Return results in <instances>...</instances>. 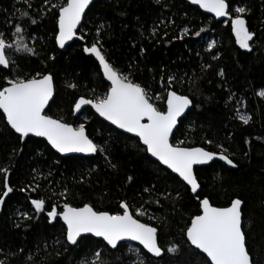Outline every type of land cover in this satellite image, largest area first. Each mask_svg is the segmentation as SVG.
I'll return each instance as SVG.
<instances>
[{"label":"trees","instance_id":"trees-1","mask_svg":"<svg viewBox=\"0 0 264 264\" xmlns=\"http://www.w3.org/2000/svg\"><path fill=\"white\" fill-rule=\"evenodd\" d=\"M62 2L0 0V33L11 43L17 39L14 25L22 23L26 28L23 41L36 53L16 54L17 67L11 73L0 67V85L13 73L26 77L51 73L55 93L47 114L74 125L85 124L94 142L104 145L107 141L106 154L117 167L109 165L105 154L62 156L42 138L30 136L20 141L0 113V166L11 169L9 181L15 189L0 207V259L6 264H80L85 257L91 261L99 249L104 264H133L139 249L145 264H209L207 257L186 241L191 218L201 213L200 202L190 188L151 158L138 138L115 129L91 107L75 115L74 98H91L93 90L95 95H103L110 86L97 60L83 51L85 45L99 39L110 62L131 72L134 82L148 89L161 110H166L167 78L175 76L171 90L188 95L193 104L180 120L172 143L183 141L182 146H201L214 152L221 151L217 145H222L233 159L235 168L215 160L195 169L201 185L199 195L219 207L236 198L243 201L247 246L253 263L264 264V97L258 95L264 90V0H227L233 9L245 6L251 10L243 14L255 33L249 42L253 46L250 52L236 43L230 20L218 21L186 0H96L78 32L85 39L78 38L61 50L54 39L52 15H58V9L52 5ZM23 12L29 16L23 18ZM33 19L36 23H30ZM102 23L103 34L98 37L96 28ZM184 27L188 34L182 33ZM212 41L215 45L210 50ZM52 56L55 59L49 58ZM221 69L223 76L219 75ZM71 83L77 87L70 88ZM156 94L162 99H155ZM238 112L251 117L248 124L238 118ZM208 140L213 143H206ZM128 176L133 181H128ZM37 184L36 192L20 191ZM2 185L0 174V190ZM65 188L66 197L56 195ZM36 198L47 201L45 212L39 215L31 205V199ZM121 201L129 204L134 216L158 228V242L165 249L161 257L128 242L112 249L92 236H86L74 250L65 241L66 226L61 219L49 223L46 215L51 204L62 211L65 202L75 207L90 203L97 210L122 213ZM137 208L145 215L138 216ZM25 212L31 220L23 218ZM16 223L21 227H15ZM174 244L180 251L168 253L166 248Z\"/></svg>","mask_w":264,"mask_h":264},{"label":"snow or ice","instance_id":"snow-or-ice-1","mask_svg":"<svg viewBox=\"0 0 264 264\" xmlns=\"http://www.w3.org/2000/svg\"><path fill=\"white\" fill-rule=\"evenodd\" d=\"M48 2L49 0H43L44 4H48ZM156 2L159 3L160 0H156ZM93 3L94 0H63L62 3L52 5L53 9H58V15L56 13H52V15L56 25L54 39L60 48H64L67 42L77 36L86 10L90 9ZM192 3L213 13L215 17L231 16V30L235 35L236 43L241 48L247 49L249 52L252 51L253 46L249 42L254 39L255 33L249 30L243 15L251 11L249 8L237 6L233 9L227 0H192ZM29 7H31L30 3ZM21 16L27 18L29 13L23 12ZM30 23H36V21L33 19L30 20ZM104 27L105 25L102 23L96 28L98 37L103 34ZM25 31L26 28L22 23H16L14 35L17 39L11 43L0 33V67L8 69L10 73L17 67L16 54H36L35 49L23 41L22 33ZM203 31L202 28L194 34L200 36ZM152 32L155 34L156 28H153ZM188 32L187 27L182 29L183 34H188ZM78 38L85 39L83 35ZM179 38H183V36ZM214 45L215 41L208 43V49L211 50ZM83 51L95 56L102 69V75L110 82V86L103 95H95L93 90L91 98H86L84 95L74 98V111L79 113L83 111L84 106L90 105L100 117L110 121L119 129L135 134L152 157L178 174L179 178L190 188L191 193L199 200L201 209V214L193 216L186 228V241L195 249L206 254L209 264H253L242 227L241 206L243 201L236 198L231 201L228 207H214L207 196L200 197L198 190L201 185L194 172L195 165H205L215 158H219L235 168L237 165L233 159L225 154L226 150L222 145H217L221 151L214 152L208 151L204 147L182 146L183 141H177L176 144L170 142V136L177 125L178 118L193 104L188 95L178 94L177 91L171 90L175 76L167 78L166 110H161L152 102L153 96L150 95L148 89L140 83L134 82L131 72H124L110 62L99 39H96L90 46L85 45ZM143 51L141 49V52ZM49 58L55 59L54 56ZM219 75H224L223 69L220 70ZM161 84L164 86L163 78H161ZM68 86L73 89L77 87L74 83ZM258 95L264 97V90H261ZM155 99L159 100L162 97L156 94ZM50 102H54V77L51 73L37 72L31 77L13 73L11 78L5 76L4 83L0 85V113L3 114L10 129L18 134L20 141H25V138L30 136L44 137L59 153H101L105 154V159L112 168L117 167L111 163L106 154L108 151L105 147L107 141L104 145L94 142L87 134L83 123L74 126L62 119L47 115L46 106ZM238 118L244 124H248L251 119L250 116L239 112ZM206 143L212 144L213 142L208 140ZM10 171L8 166H0V174L3 175L0 207L6 204V198L15 191L9 181ZM127 179L130 182L133 181L132 176H128ZM38 188V184L35 187L29 185L20 191L30 189L32 192H36ZM144 191L149 192L150 189L145 188ZM56 195L66 197L67 189L65 188L63 192ZM162 195L170 194L162 193ZM176 195L179 196V193ZM156 202L159 203V201ZM31 205L34 207L35 214L39 215L45 212L47 201L45 198L31 199ZM120 208L122 213H111L97 210L90 203L75 207L71 203L65 202L61 211L58 210L59 206L53 203L46 215L49 223L57 218L63 220L66 225L65 241L74 250L78 249L81 243L87 239L84 234H92L102 238L105 246H110L112 249H117L120 242L130 239L138 241L148 253L161 257L165 249L158 243V228L152 224L141 222L134 216L127 202L121 201ZM135 212L138 216L145 215L142 208H137ZM22 216L25 220L32 219V216L27 212ZM14 226L19 228L21 224L16 223ZM166 251L178 253L180 248L174 244L168 246ZM135 252L136 260L133 261V264H145L139 249H136ZM27 259L30 260L31 257ZM0 264H6V260L0 259ZM80 264H104L101 261V251L97 249L93 253L91 261L85 257L80 261Z\"/></svg>","mask_w":264,"mask_h":264},{"label":"water","instance_id":"water-1","mask_svg":"<svg viewBox=\"0 0 264 264\" xmlns=\"http://www.w3.org/2000/svg\"><path fill=\"white\" fill-rule=\"evenodd\" d=\"M96 0H94V2H95ZM188 3H190L191 5H193V6H196V7H198V8H200L198 5H196V4H193L192 3V0H186ZM203 12H205V13H207V14H209V15H211V16H213V17H215V15L213 14V13H209V12H207L205 9H202V8H200ZM88 10V9H87ZM87 10H86V12H87ZM218 21H221V20H230L231 19V16H229V17H215ZM83 20H84V18L82 19V23H83ZM82 23H81V26H82ZM81 26L79 27V30H80V28H81ZM79 30H78V32H79ZM77 32V36L76 37H74L73 38V40L72 41H69V42H67V44L65 45V47L64 48H60L59 47V45H58V47H59V49H61V50H64L69 44H71L74 40H76V39H78V37H79V33ZM89 54H91V53H89ZM94 58H95V56L93 55V54H91ZM96 59V58H95ZM97 62H98V60H97ZM99 63V62H98ZM101 71H102V69H101ZM106 80V79H105ZM107 81V80H106ZM108 82V81H107ZM109 84H110V82H108ZM54 93H55V84H54ZM178 94H180V93H178ZM51 103V102H50ZM50 103H49V105H50ZM49 105L48 106H46V114H47V109H48V107H49ZM86 107H91L90 105L89 106H84V108H86ZM191 107H192V105L190 106V108L188 109V110H186L185 111V113L180 117V118H178V121H177V125H176V127L173 129V133L171 134V136H170V142L172 143V138H173V135H174V133H175V131H176V129L178 128V126H179V122H180V120L183 118V117H185V115L188 113V111L191 109ZM92 108V107H91ZM93 109V108H92ZM94 110V112H95V109H93ZM82 112V111H81ZM81 112H79V113H77V112H75V115H79ZM96 113V112H95ZM98 116H99V114L98 113H96ZM47 115H49V114H47ZM100 117V116H99ZM53 118H55V117H53ZM101 119H103L104 121H106L107 123H109L111 126H113L115 129H117V130H119V131H121V132H124V133H126V134H128V135H130V136H133V137H136V138H138L135 134H133V133H128L126 130H124V129H119L116 125H113L110 121H107V120H105L103 117H100ZM71 124V123H70ZM74 125V124H73ZM74 126H76V125H74ZM86 132H87V130H86ZM88 134V133H87ZM34 137H36V136H34ZM37 138H42V139H44V140H46V138H44V137H37ZM139 139V138H138ZM46 142H47V140H46ZM141 142V144L143 145V143H142V141H140ZM48 143V142H47ZM49 144V143H48ZM50 145V144H49ZM51 146V145H50ZM144 146V145H143ZM145 148H146V146H144ZM186 147V146H185ZM195 147H201V146H195ZM206 149V148H205ZM53 150H55V149H53ZM206 150H208V149H206ZM56 151V150H55ZM208 151H210V150H208ZM57 152V151H56ZM58 154H60V155H62V156H70V155H76V156H83V157H91V156H95L96 154H84V153H59V152H57ZM149 154V156L151 157V158H153L154 160H156L157 161V159L155 158V157H152L151 156V154L150 153H148ZM215 160H218V161H221V160H219V158H215L213 161H215ZM213 161H210V162H208L207 164H205V165H195L194 166V172H195V169L197 168V167H201V166H206V165H209L210 163H212ZM157 162H159V161H157ZM222 162H225V161H222ZM160 163V162H159ZM226 163V162H225ZM161 164V163H160ZM162 166H164L165 168H167V166H165V165H163V164H161ZM168 169V168H167ZM168 170H170L171 171V169H168ZM172 172V171H171ZM173 174H175V175H177L178 176V174H176V173H174V172H172ZM195 174H196V172H195ZM179 177V176H178ZM181 179V178H180ZM199 191V190H198ZM211 202V201H210ZM213 205V204H212ZM214 207H219V206H215V205H213ZM228 206H230V205H228ZM228 206H225V207H228ZM242 208H243V204H242V206H241V211H242ZM201 214V213H200ZM61 221H62V223H63V220L61 219ZM141 222H143V221H141ZM143 223H145V222H143ZM64 224V223H63ZM66 226V225H65ZM242 227H243V212H242ZM85 236H92V237H94V238H96V239H99V240H102V238H99V237H95L94 235H92V234H84ZM123 242H128V243H134V244H138V245H140L139 244V242L138 241H133V240H130V239H126V240H124V241H122V242H120V244L121 243H123ZM159 243V242H158ZM142 248H143V246L142 245H140ZM192 246V245H191ZM110 247V246H109ZM194 247V246H193ZM195 248V247H194ZM198 250V249H197ZM145 251H147L146 249H145ZM200 252H201V250H199ZM202 253V252H201ZM150 255H152L151 253H149ZM164 254V253H163ZM162 254V255H163ZM203 254V253H202ZM205 256H206V254H204ZM153 257H156V256H154V255H152ZM253 260V259H252ZM254 264V263H253Z\"/></svg>","mask_w":264,"mask_h":264}]
</instances>
